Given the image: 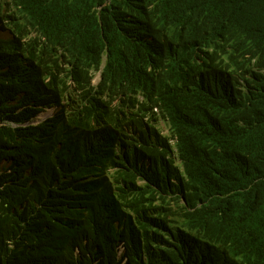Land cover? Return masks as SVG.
I'll list each match as a JSON object with an SVG mask.
<instances>
[{"label":"trees","instance_id":"trees-1","mask_svg":"<svg viewBox=\"0 0 264 264\" xmlns=\"http://www.w3.org/2000/svg\"><path fill=\"white\" fill-rule=\"evenodd\" d=\"M0 264H264V0H0Z\"/></svg>","mask_w":264,"mask_h":264},{"label":"rangeland","instance_id":"rangeland-1","mask_svg":"<svg viewBox=\"0 0 264 264\" xmlns=\"http://www.w3.org/2000/svg\"><path fill=\"white\" fill-rule=\"evenodd\" d=\"M100 80V73H97L95 75V82H98ZM55 110L54 109H49L45 112H42L37 119H35L36 122H40L50 116H52L54 114ZM162 128L165 130V132H167V129L165 128V126L163 124H161Z\"/></svg>","mask_w":264,"mask_h":264},{"label":"clouds","instance_id":"clouds-1","mask_svg":"<svg viewBox=\"0 0 264 264\" xmlns=\"http://www.w3.org/2000/svg\"><path fill=\"white\" fill-rule=\"evenodd\" d=\"M50 109H54V108H50ZM47 110H49V109H47ZM47 110H46V111H47ZM44 112H45V111H44ZM46 119H47V118H46ZM44 120H45V119H44Z\"/></svg>","mask_w":264,"mask_h":264}]
</instances>
